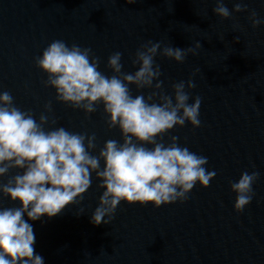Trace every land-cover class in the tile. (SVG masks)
<instances>
[{"label": "water", "instance_id": "95a60500", "mask_svg": "<svg viewBox=\"0 0 264 264\" xmlns=\"http://www.w3.org/2000/svg\"><path fill=\"white\" fill-rule=\"evenodd\" d=\"M237 2L246 9L233 12ZM224 4L227 18L213 13L216 0H0V92L37 122L44 114L45 131L63 127L94 135L92 155L106 140L122 143L119 129L108 128L102 105L85 114L45 86L47 75L35 60L52 41L90 49L105 76L113 74L107 59L115 52L121 53L122 73L138 70L135 53L151 41L160 45L153 64L161 74L153 85L158 80L161 88L129 85L130 94L156 91L158 103L161 91L172 97V84L184 81L188 103L200 99L199 126L185 121L158 142L167 145L175 136L177 146L207 157L205 169L215 173L207 187L197 182L182 202L153 207L121 201L110 220L104 217L108 223L99 225L90 217L104 189L92 173L78 202L54 217L29 221L34 253L44 264H264V23L253 27L249 19L252 11L264 19V0ZM165 47L193 48L195 54L187 52L178 63L161 54ZM19 171L10 169L0 184ZM242 172L258 177L252 200L237 212L230 182ZM14 206L0 194V208Z\"/></svg>", "mask_w": 264, "mask_h": 264}, {"label": "clouds", "instance_id": "9594fccd", "mask_svg": "<svg viewBox=\"0 0 264 264\" xmlns=\"http://www.w3.org/2000/svg\"><path fill=\"white\" fill-rule=\"evenodd\" d=\"M134 2L126 0L128 4ZM246 7L237 2L232 11L241 12ZM212 11L221 18L230 15L224 0H216ZM249 19L253 27L264 23L255 11L250 12ZM159 47L151 41L141 45L132 61L139 65L138 70L131 74L121 72V53H112L107 59L111 76L98 70L97 58L91 56L90 49L68 46L62 40L52 41L36 58V66L47 75L45 86L55 89L58 101L85 114L102 105L108 128L119 129L122 143L106 140L98 155L91 154L94 135L69 132L63 127L45 131L44 114L37 122L30 111H21L13 104L7 91L0 92V177L10 169L20 170L0 184V194L18 205L0 208V264H44L43 258L34 253L35 235L29 221L54 217L66 205L78 202L90 187L92 173L104 189L90 217L94 225L102 221L107 224L104 217L110 220L121 201L159 207L184 201L197 182L201 187L208 186L215 173L206 171L207 157L177 146L175 136L167 145L158 142V137L185 121L199 126V97L188 103L184 81L172 84V97L161 91L158 103L154 102L156 91L147 97L130 94L129 85L138 90L161 88L158 80L153 85L161 74L159 66L153 64ZM195 47H200L198 42ZM187 52L195 54L193 48L161 50L163 56L178 63ZM193 86L189 80L187 88ZM257 177V172H242L238 181L230 182L237 212L252 200V184Z\"/></svg>", "mask_w": 264, "mask_h": 264}]
</instances>
